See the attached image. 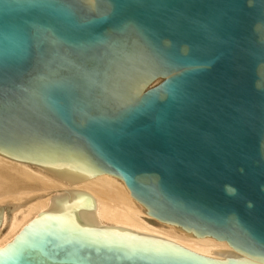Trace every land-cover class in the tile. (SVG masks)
<instances>
[{
    "label": "water",
    "instance_id": "obj_1",
    "mask_svg": "<svg viewBox=\"0 0 264 264\" xmlns=\"http://www.w3.org/2000/svg\"><path fill=\"white\" fill-rule=\"evenodd\" d=\"M0 155L116 176L142 213L256 258L97 226L90 196L60 191L0 264H258L264 0H0Z\"/></svg>",
    "mask_w": 264,
    "mask_h": 264
},
{
    "label": "bare ground",
    "instance_id": "obj_2",
    "mask_svg": "<svg viewBox=\"0 0 264 264\" xmlns=\"http://www.w3.org/2000/svg\"><path fill=\"white\" fill-rule=\"evenodd\" d=\"M84 191L94 202L87 220L97 226L131 227L137 234L172 239V245L209 258H231L256 262L225 241L208 235H193L192 230L151 217L116 176L97 174L90 180L70 182L53 177L36 165H28L0 155V248L8 245L23 224L48 211L53 196L61 192ZM264 264V259L258 260Z\"/></svg>",
    "mask_w": 264,
    "mask_h": 264
},
{
    "label": "snow or ice",
    "instance_id": "obj_3",
    "mask_svg": "<svg viewBox=\"0 0 264 264\" xmlns=\"http://www.w3.org/2000/svg\"><path fill=\"white\" fill-rule=\"evenodd\" d=\"M36 31H37V32H39L40 30H39V29H37Z\"/></svg>",
    "mask_w": 264,
    "mask_h": 264
}]
</instances>
